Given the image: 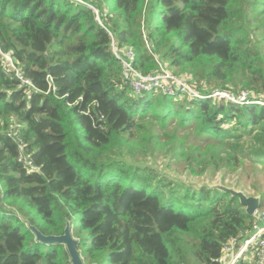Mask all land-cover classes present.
Listing matches in <instances>:
<instances>
[{"label": "trees", "instance_id": "16d2710c", "mask_svg": "<svg viewBox=\"0 0 264 264\" xmlns=\"http://www.w3.org/2000/svg\"><path fill=\"white\" fill-rule=\"evenodd\" d=\"M80 1L0 0V50L31 85L0 59V264H70L28 227L61 235L66 222L83 264H222L251 227L238 199L137 156L157 152L156 125H175L210 141L162 143L191 172L264 170V0ZM112 42L140 74L164 67L205 96L133 94Z\"/></svg>", "mask_w": 264, "mask_h": 264}, {"label": "built area", "instance_id": "2783aa9c", "mask_svg": "<svg viewBox=\"0 0 264 264\" xmlns=\"http://www.w3.org/2000/svg\"><path fill=\"white\" fill-rule=\"evenodd\" d=\"M81 3L80 0H68ZM98 20V12L94 7L89 6ZM112 51L114 56L121 62L122 77L125 83L130 87L133 94H139L144 91H156L167 95H177L188 98H203L198 89L186 79L173 75L164 67L155 73L142 75L134 69V55L128 48L119 49L112 42ZM0 59L6 68L11 69L15 76L21 80L22 85L31 86L23 79L13 64L9 54L0 50ZM208 98L214 101H228L237 105L248 103L246 92L237 94L227 91H212L207 93ZM253 103L264 106V98L255 100ZM25 165L29 166L28 161L22 157ZM31 170L33 168L29 167ZM251 227L247 231L240 233L239 236L231 238L223 247L221 258L222 264H264V212L259 208L251 215Z\"/></svg>", "mask_w": 264, "mask_h": 264}, {"label": "rangeland", "instance_id": "374dc122", "mask_svg": "<svg viewBox=\"0 0 264 264\" xmlns=\"http://www.w3.org/2000/svg\"><path fill=\"white\" fill-rule=\"evenodd\" d=\"M149 128L150 125L145 129ZM154 133L158 141L157 152L147 154L144 152V155H138L140 163L157 169L158 174L168 181H177L194 188L206 187L218 190V187H226L243 192L249 197H257L260 201L259 209L264 212V170L262 171L261 165L252 164L246 160L245 168H241L235 173H227L225 169L213 170L211 167L203 170L197 166L191 172L186 161L180 157H174L170 150H165L162 143L170 140L183 141L184 146L199 145L200 151L203 152L210 141L200 140L192 128L182 129L175 125L164 128L156 125ZM77 219L78 215L75 217V226L78 224ZM82 235L79 234V237L82 238Z\"/></svg>", "mask_w": 264, "mask_h": 264}, {"label": "water", "instance_id": "95a60500", "mask_svg": "<svg viewBox=\"0 0 264 264\" xmlns=\"http://www.w3.org/2000/svg\"><path fill=\"white\" fill-rule=\"evenodd\" d=\"M219 191L229 194L231 197L237 198L239 204L244 208L247 215L251 216L253 212L259 208L260 201L257 197H249L243 192L235 189L218 187ZM30 231L34 234L35 240L42 244H60L63 245L68 256L70 264H83L80 253L77 249V240L72 236L70 224L66 222L63 233L61 235H43L35 227L28 225Z\"/></svg>", "mask_w": 264, "mask_h": 264}]
</instances>
